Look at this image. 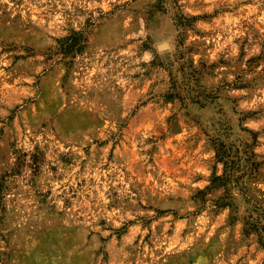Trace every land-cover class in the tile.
I'll return each mask as SVG.
<instances>
[{"label":"rangeland","instance_id":"374dc122","mask_svg":"<svg viewBox=\"0 0 264 264\" xmlns=\"http://www.w3.org/2000/svg\"><path fill=\"white\" fill-rule=\"evenodd\" d=\"M172 1L0 0V264H264V0Z\"/></svg>","mask_w":264,"mask_h":264},{"label":"trees","instance_id":"16d2710c","mask_svg":"<svg viewBox=\"0 0 264 264\" xmlns=\"http://www.w3.org/2000/svg\"><path fill=\"white\" fill-rule=\"evenodd\" d=\"M164 1H166V0H158V3H159V6H160V7H162V4L165 3ZM172 3H173V4H176V0H173ZM69 46H70L71 48H74V47H76L77 45L74 44V43H72V44H70ZM174 214H175V213H174ZM257 224L260 225V227H261L260 229L263 231V230H264V225H261V224L258 223V222H257ZM256 226H258V225H256ZM257 229H258V228H257ZM246 233H249V232L246 231ZM260 243H261V241H260ZM261 245H262V247H263V249H264V243H261Z\"/></svg>","mask_w":264,"mask_h":264}]
</instances>
